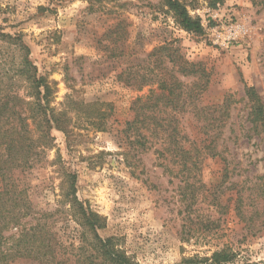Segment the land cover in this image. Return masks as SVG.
<instances>
[{
  "label": "rangeland",
  "instance_id": "obj_1",
  "mask_svg": "<svg viewBox=\"0 0 264 264\" xmlns=\"http://www.w3.org/2000/svg\"><path fill=\"white\" fill-rule=\"evenodd\" d=\"M181 1L201 18L202 34L181 28L162 0H0V24L31 47L52 82V105L71 101L69 144L54 129L56 146L25 179L54 205L60 179L51 162L61 155L78 172V196L106 220L100 234L119 237L140 264H178L221 249L235 254L227 264H264V133L249 120L246 95L254 86L264 103V0ZM171 40L207 81L198 99L207 109L178 116L187 166L197 168L177 176L165 166L176 172L184 160L164 161L155 151L163 136L150 135L141 150L125 133L133 102L159 91L149 54ZM179 79L191 85L198 77ZM226 97L221 127L214 117H222ZM204 124L219 131L220 156L194 149L210 143Z\"/></svg>",
  "mask_w": 264,
  "mask_h": 264
},
{
  "label": "trees",
  "instance_id": "obj_2",
  "mask_svg": "<svg viewBox=\"0 0 264 264\" xmlns=\"http://www.w3.org/2000/svg\"><path fill=\"white\" fill-rule=\"evenodd\" d=\"M162 1L181 28L195 34L204 32L201 18L192 16L181 0ZM177 43V40L166 41L149 54L156 68L151 79L158 83L159 91L133 102L134 117L126 122L125 128V133L133 137L129 144L138 145L141 150L149 148L150 135L163 136L161 147L155 149L158 157L164 161L168 157L184 160L176 172L161 162L175 176L197 168L196 162L187 166L189 151L181 145L186 137L178 116L190 107L201 112L207 109L198 104L206 88L205 72L185 57ZM31 53L21 33L7 32L0 24V263L9 264L25 257L42 264H140L119 237L100 234L106 220L78 196V172L66 166L61 155L51 162L56 165L54 171L60 179L54 205H48L42 189L26 181V175L56 146L54 129L65 133L68 144L71 137L68 116L71 101L61 109L52 105V82L40 74ZM178 75L196 76L198 80L188 85ZM246 95L249 120L256 130L264 133L262 98L254 86L246 88ZM230 105L226 97L221 106L222 117H214L218 124L222 122L221 127ZM204 125L210 143L205 147L195 144L194 149L212 157L220 156L216 144L219 131L213 130L214 125ZM127 154L124 153L126 161ZM234 257L231 251L221 249L211 256L186 257L178 264H227Z\"/></svg>",
  "mask_w": 264,
  "mask_h": 264
}]
</instances>
